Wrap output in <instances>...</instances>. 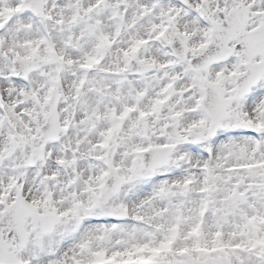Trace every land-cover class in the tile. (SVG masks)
Listing matches in <instances>:
<instances>
[{
  "label": "snow or ice",
  "instance_id": "1",
  "mask_svg": "<svg viewBox=\"0 0 264 264\" xmlns=\"http://www.w3.org/2000/svg\"><path fill=\"white\" fill-rule=\"evenodd\" d=\"M0 264H264V0H0Z\"/></svg>",
  "mask_w": 264,
  "mask_h": 264
}]
</instances>
